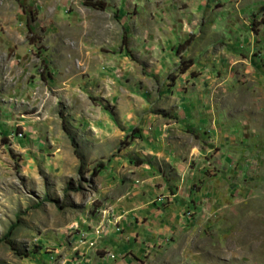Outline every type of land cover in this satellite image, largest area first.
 <instances>
[{"label":"rangeland","instance_id":"obj_1","mask_svg":"<svg viewBox=\"0 0 264 264\" xmlns=\"http://www.w3.org/2000/svg\"><path fill=\"white\" fill-rule=\"evenodd\" d=\"M0 264H264V0H0Z\"/></svg>","mask_w":264,"mask_h":264},{"label":"trees","instance_id":"obj_2","mask_svg":"<svg viewBox=\"0 0 264 264\" xmlns=\"http://www.w3.org/2000/svg\"><path fill=\"white\" fill-rule=\"evenodd\" d=\"M125 44H126V43H125ZM191 64H192L191 61H188V62L186 63V65H185L183 71H184L185 69H187ZM73 145H74V147H75V152H77V150H76L77 148H76L75 143H73ZM81 167H82V161H81ZM14 226H15V225H11V226H10L8 232H7V233L4 235V237H3L4 240H7V239H8V237L10 236L12 230L14 229Z\"/></svg>","mask_w":264,"mask_h":264}]
</instances>
